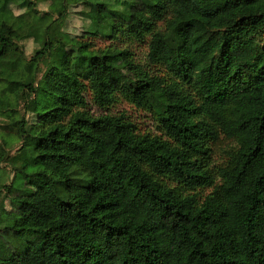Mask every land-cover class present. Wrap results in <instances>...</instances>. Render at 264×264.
<instances>
[{
  "label": "trees",
  "instance_id": "obj_1",
  "mask_svg": "<svg viewBox=\"0 0 264 264\" xmlns=\"http://www.w3.org/2000/svg\"><path fill=\"white\" fill-rule=\"evenodd\" d=\"M15 8L33 19L25 35L0 19V116L21 140L0 144V264H264V0H0Z\"/></svg>",
  "mask_w": 264,
  "mask_h": 264
},
{
  "label": "rangeland",
  "instance_id": "obj_2",
  "mask_svg": "<svg viewBox=\"0 0 264 264\" xmlns=\"http://www.w3.org/2000/svg\"><path fill=\"white\" fill-rule=\"evenodd\" d=\"M37 2V8L41 13L46 12L49 9V0H35ZM81 9V6L70 7L65 29L75 35L81 34L83 28L88 24L87 20L83 19L78 13ZM0 19H3L7 23L14 26L19 35H25L28 32L29 26L33 19V14L31 12H25L24 9L15 8L11 13H0ZM97 47H103L108 44V40L103 38L96 39L94 41ZM22 45L26 51L27 56H30L32 52L37 48V44L33 39H25L22 42ZM80 51L84 54H90V51L86 49V46L83 45L80 48ZM146 52V44L139 46L137 53L139 56H143ZM24 59L16 52H11L4 57V63L2 66V71L9 76H15L20 69L22 68ZM7 82L4 79L0 78V91L6 86ZM90 98V97H89ZM92 112L100 114L99 110L94 105H91ZM112 112H126L140 127L143 131H153L156 132V126L152 117L133 105L127 102H121L116 104L111 109ZM8 123V118L6 116H0V144L4 146L8 154L15 155L17 149L21 144V140L14 135H8L7 129L4 128V125ZM231 141H223L220 146L215 149L214 153V164L220 165L223 164L226 158V150L232 146ZM0 180L3 184H10L13 180V167L11 164L3 162L0 165ZM211 189H206L205 193L210 192ZM11 194L4 189L0 184V215H3L4 211L12 210L11 204Z\"/></svg>",
  "mask_w": 264,
  "mask_h": 264
}]
</instances>
